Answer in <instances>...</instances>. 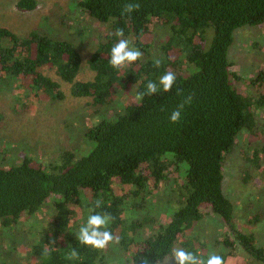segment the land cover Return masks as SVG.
Listing matches in <instances>:
<instances>
[{"label": "trees", "instance_id": "16d2710c", "mask_svg": "<svg viewBox=\"0 0 264 264\" xmlns=\"http://www.w3.org/2000/svg\"><path fill=\"white\" fill-rule=\"evenodd\" d=\"M125 2L77 3L98 29L88 59L90 81L76 79L81 57L72 42L45 32L21 37L0 28V93L14 90L25 99L59 102L65 98L63 82L72 97L90 99L98 111L117 103V94L124 98L111 116L85 129L87 148L62 149L46 159L26 153L0 164V237L11 235V246L20 239L26 245L29 254L20 264H103L108 254L124 264H172L169 257L177 248L204 259L213 253L200 233L214 218L223 227L214 253L224 264L238 253L246 259L240 264H264V246L238 228L234 205L224 193L225 158L237 147L245 148L250 179L264 171V128L257 119L264 109V69L245 80L244 92L228 59L235 31L264 24V0H137L140 7L131 17L121 14ZM16 6L30 11L36 2L19 0ZM117 29L143 54L118 70L108 63ZM156 29L163 30L159 39ZM167 72L176 74L171 91L135 102L137 91ZM178 90L193 99L181 121L171 124L169 114L182 99ZM3 121L0 113V129ZM160 196L169 214L164 223L150 210ZM96 200L102 202L96 211L113 217L109 230L119 239L99 251L78 243L80 225L74 224L86 221ZM46 206L50 220L31 223L35 232L28 241L21 223ZM261 216L256 213L255 223ZM73 248L79 256L69 259ZM5 259L0 252V264Z\"/></svg>", "mask_w": 264, "mask_h": 264}, {"label": "rangeland", "instance_id": "374dc122", "mask_svg": "<svg viewBox=\"0 0 264 264\" xmlns=\"http://www.w3.org/2000/svg\"><path fill=\"white\" fill-rule=\"evenodd\" d=\"M19 0H0V28H5L17 36H26L31 32H45L53 38L72 42L81 57L78 81H90L93 72L88 68V59L95 48L98 29L89 24L85 15L77 6L79 0H35L33 10L17 8ZM162 29H156L155 38H160ZM236 40L228 52V59L233 62L232 70L241 77L238 85L244 89L246 82L255 73L264 69V24L257 27H243L235 31ZM161 40V39H160ZM57 80L53 73H49ZM65 98L59 102H37L34 98H22L16 91L0 93V113L4 117L0 129V164H12L22 154L32 153L34 157L47 158L62 149H84L88 144L83 133L92 123L102 116H111L117 105L124 103L120 94L115 96V103L108 109L98 111L88 98L72 97L70 85L60 82ZM238 87V86H237ZM122 101L120 102V100ZM258 122L264 128V109L257 115ZM245 148L237 147L225 158L224 193L235 208L238 228L254 234L264 246V171L247 175V163L243 154ZM256 173V171H255ZM248 178V179H247ZM247 180V181H246ZM163 195V194H162ZM161 196L153 200L151 213L155 220L164 223L169 214ZM256 202V203H254ZM256 204V207H254ZM256 213H261V220L255 223ZM52 210L48 206L30 222H22L20 231L29 240L33 238L34 228L31 223L39 225L48 222ZM214 218L204 223L201 237L208 242V251L215 252L213 244L222 238L223 227ZM74 224H80L79 220ZM76 226V225H75ZM12 236L0 237V252L4 253L6 264H20L29 252L20 240L10 245ZM213 248V249H212ZM108 254L103 264H124V260ZM246 261L238 253L226 260L227 264H240ZM251 264H259L249 261Z\"/></svg>", "mask_w": 264, "mask_h": 264}, {"label": "clouds", "instance_id": "9594fccd", "mask_svg": "<svg viewBox=\"0 0 264 264\" xmlns=\"http://www.w3.org/2000/svg\"><path fill=\"white\" fill-rule=\"evenodd\" d=\"M140 5L137 0H126L123 5L121 14L131 17V15L139 9ZM115 36L118 41L112 46L109 55V65L113 69H122L138 61L142 57V52L130 46L128 39L124 37L123 29H117ZM155 65L159 67L160 61L156 60ZM176 82V74L167 72L163 74L158 81L149 80L143 90L137 91L133 97L136 103L142 102L146 97L158 94L160 92L167 93L172 90ZM177 95L182 96L181 102L169 114V123L176 124L182 119V113L187 105L192 102V95L183 96L179 90ZM100 200L94 201V207L90 208L89 215L86 221L80 225L78 229V243L84 247H88L94 251L104 250L110 244H119V239L109 230V226L113 220L111 214L106 212H98L96 209L101 208ZM77 249L73 248L69 254V259L78 258ZM172 264H224L223 258L215 253H210L207 259L201 258L196 254L177 248L169 257ZM142 264H147V261H142Z\"/></svg>", "mask_w": 264, "mask_h": 264}, {"label": "crops", "instance_id": "0c3cea01", "mask_svg": "<svg viewBox=\"0 0 264 264\" xmlns=\"http://www.w3.org/2000/svg\"><path fill=\"white\" fill-rule=\"evenodd\" d=\"M227 264V263H226Z\"/></svg>", "mask_w": 264, "mask_h": 264}]
</instances>
